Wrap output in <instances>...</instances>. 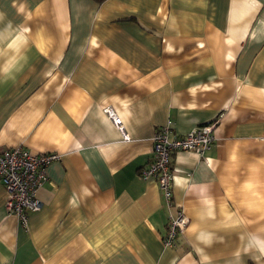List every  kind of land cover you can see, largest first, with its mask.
Masks as SVG:
<instances>
[{
    "label": "crops",
    "instance_id": "crops-1",
    "mask_svg": "<svg viewBox=\"0 0 264 264\" xmlns=\"http://www.w3.org/2000/svg\"><path fill=\"white\" fill-rule=\"evenodd\" d=\"M113 108L130 137L105 112ZM172 155L169 207L141 178ZM54 152L23 227L0 182V264H264V0H0V150ZM189 224L163 243L170 212Z\"/></svg>",
    "mask_w": 264,
    "mask_h": 264
},
{
    "label": "built area",
    "instance_id": "built-area-1",
    "mask_svg": "<svg viewBox=\"0 0 264 264\" xmlns=\"http://www.w3.org/2000/svg\"><path fill=\"white\" fill-rule=\"evenodd\" d=\"M104 110L123 139L129 140L124 123L116 111L111 107H106ZM216 127V122H207L179 136L172 132L169 122L155 132L152 156L140 169L139 174L145 180L153 179L157 182L169 207L173 205L172 155L176 151L183 150L204 157L216 141ZM58 158L57 153L36 154L23 146L0 150V182L6 190V209L9 214L17 216L23 227L28 226L30 215L41 209L42 203L38 198V191L49 179L47 166ZM189 221L183 210L178 206L175 207L174 212H170L168 217L166 234L163 237L164 245L175 246L178 236L185 231Z\"/></svg>",
    "mask_w": 264,
    "mask_h": 264
}]
</instances>
